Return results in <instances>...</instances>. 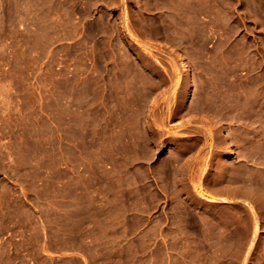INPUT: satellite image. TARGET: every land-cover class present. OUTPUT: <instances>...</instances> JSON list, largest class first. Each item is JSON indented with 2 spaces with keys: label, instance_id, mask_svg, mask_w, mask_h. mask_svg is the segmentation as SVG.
Here are the masks:
<instances>
[{
  "label": "rangeland",
  "instance_id": "rangeland-1",
  "mask_svg": "<svg viewBox=\"0 0 264 264\" xmlns=\"http://www.w3.org/2000/svg\"><path fill=\"white\" fill-rule=\"evenodd\" d=\"M263 171L264 0H0V264H235Z\"/></svg>",
  "mask_w": 264,
  "mask_h": 264
},
{
  "label": "crops",
  "instance_id": "crops-1",
  "mask_svg": "<svg viewBox=\"0 0 264 264\" xmlns=\"http://www.w3.org/2000/svg\"><path fill=\"white\" fill-rule=\"evenodd\" d=\"M264 175V171H263ZM247 190L240 198L234 197V201L245 202L247 211L241 214V224L244 238L231 251L235 264H264V179L246 180ZM238 218V216H237ZM214 229L219 233L223 224L221 217H214ZM225 226V225H224ZM229 235H235L238 224H230Z\"/></svg>",
  "mask_w": 264,
  "mask_h": 264
},
{
  "label": "bare ground",
  "instance_id": "bare-ground-1",
  "mask_svg": "<svg viewBox=\"0 0 264 264\" xmlns=\"http://www.w3.org/2000/svg\"><path fill=\"white\" fill-rule=\"evenodd\" d=\"M175 2H176V1H175ZM194 2H195V1H194ZM173 5H174V4H173ZM179 7H180V6H179ZM196 7H197V6H196ZM182 12H183V11H182ZM177 15H178V14H177ZM181 16H182V15H181ZM99 28H100V27H99ZM196 102H197V101H196ZM196 106H197V105H196ZM202 109H203V108H202ZM153 110H154V109H153ZM155 110H156V109H155ZM161 117H162V116H161ZM161 117H160V118H161ZM211 197H212V196H211ZM211 199H212V200H213V199H216V197H212ZM216 200H217V199H216Z\"/></svg>",
  "mask_w": 264,
  "mask_h": 264
}]
</instances>
